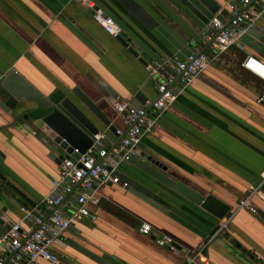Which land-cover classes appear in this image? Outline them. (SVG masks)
<instances>
[{"label":"crops","instance_id":"obj_1","mask_svg":"<svg viewBox=\"0 0 264 264\" xmlns=\"http://www.w3.org/2000/svg\"><path fill=\"white\" fill-rule=\"evenodd\" d=\"M135 1L156 25L145 27L118 0H92L120 26L124 46L74 0H0V74L15 68L45 98L76 87L94 101L103 100L121 133L124 126L113 104L126 100L137 107L155 95L144 65L164 66L160 78L173 75L172 60L196 47L202 50L205 31V24L177 0ZM216 1L229 12L228 0ZM257 23L264 27V11ZM242 46L210 59L140 137L143 149L176 179L227 206L223 216L161 185L148 187L150 198L163 208L158 209L119 184L102 183L93 191L98 201L87 204L93 218L72 220L59 237L85 251L52 243V250L62 254L57 264H194L190 259L197 262L198 252L212 264H264V180L259 175L264 170V103L255 102L264 82L240 65L248 52L264 63V50ZM9 111L0 106V172L20 194L5 186L8 197L0 188V209L14 222L21 217L19 206L30 208L50 192L59 163ZM99 131L108 144L120 136L106 128ZM121 170L140 178L130 165ZM79 190L69 196L70 210ZM248 194L255 214L239 207ZM224 220L226 228H220ZM141 222L149 224L148 234L139 231ZM161 235L173 241L177 253L156 244Z\"/></svg>","mask_w":264,"mask_h":264},{"label":"built area","instance_id":"obj_2","mask_svg":"<svg viewBox=\"0 0 264 264\" xmlns=\"http://www.w3.org/2000/svg\"><path fill=\"white\" fill-rule=\"evenodd\" d=\"M74 1L90 11L92 20L104 32L113 37L120 34V26L100 8L94 6L92 0ZM227 5L229 12L224 19L225 23L212 17L209 25H205L200 39L203 49L196 47L183 59L172 60L170 67L173 75L168 74L160 78L158 76L164 71V66L144 65L146 78L151 81L155 95L145 99L137 107L126 100H117L113 104L114 111L120 116L124 126L121 133L115 129L116 135H120L115 143H104V131L94 133L90 146L77 158H64L60 161L57 178L51 181L49 193L30 208L19 206L21 217L0 232V264H38L40 260L49 264L59 262L62 255L52 250L53 240L62 235L72 220L81 216L93 218L87 204L98 201L93 194L95 188L106 182L122 187L126 185L125 181L120 180L117 172L128 158L135 154L137 142L142 133L155 123L157 114L174 101L177 92L195 79L210 59L229 47L242 50L243 46L238 37L243 28L239 25L259 19L264 11V0H228ZM240 65L264 82V63L251 54H245ZM174 87H177L175 92ZM255 102L264 103V92L255 98ZM149 111L153 112V116L148 115ZM259 175L264 180V170ZM78 187L80 190L73 199L74 208L70 210L69 196L74 188ZM250 194L240 200L239 207L255 214L256 208L250 200ZM22 222H26V228H22ZM220 228H226V220ZM149 230L148 223H140L139 231L142 234H148ZM155 242L173 253L178 252L176 245L166 235L156 237ZM204 247L205 244H202L200 250ZM195 256L199 259L197 262L194 261L195 257L190 259L194 264H212L201 252Z\"/></svg>","mask_w":264,"mask_h":264},{"label":"water","instance_id":"obj_3","mask_svg":"<svg viewBox=\"0 0 264 264\" xmlns=\"http://www.w3.org/2000/svg\"><path fill=\"white\" fill-rule=\"evenodd\" d=\"M118 1L145 27L151 28L156 25L153 16L135 0ZM177 1L186 6L205 25H209L212 17H216L225 23L224 19L228 12L220 8V4L216 0ZM258 20L239 25L243 28V31L238 37V41L250 50L261 53L264 50V27L257 23ZM115 38L126 46L127 42L123 40L120 34L116 35ZM128 51L132 54L135 53L132 48H128ZM247 54L250 55L249 52ZM176 88H173L174 92ZM1 98H3V101ZM101 101L103 100L94 101L76 87L59 90L57 95L45 98L20 76L15 68H10L5 73L0 74L1 108L5 111L10 109L9 115L17 123L22 124L25 130L33 133L47 150L48 156L58 163L64 158H77L90 146L92 135L98 132L100 128H106L108 131L115 133L116 128L109 118V106ZM109 101L110 99L106 102ZM137 105L135 104V106ZM119 138L120 136H118ZM104 143L107 144L106 139H104ZM125 165L132 166L141 175L136 180L127 176L120 169L117 173L120 180L126 182L124 188L158 209L162 208L161 204H158L149 196L148 187L152 185H161L217 218H221L227 210V206L220 203L213 195L204 196L176 179L166 165L143 149L140 140L136 144L135 154L128 158ZM1 183H4V186ZM5 186L20 194L16 187L0 172L1 192L9 197V191ZM1 211L2 208L0 209V232H3L5 227L12 222L8 221ZM53 243L60 246L69 244L76 249L80 248L85 251L84 248L66 238H56ZM92 257L98 262L104 263L97 256L93 255Z\"/></svg>","mask_w":264,"mask_h":264}]
</instances>
